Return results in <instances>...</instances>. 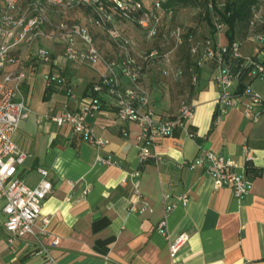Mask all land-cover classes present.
Instances as JSON below:
<instances>
[{"label": "crops", "instance_id": "1", "mask_svg": "<svg viewBox=\"0 0 264 264\" xmlns=\"http://www.w3.org/2000/svg\"><path fill=\"white\" fill-rule=\"evenodd\" d=\"M88 17L85 9L67 13L52 9V26L43 30L53 33L54 26L62 21L80 24L92 34L106 61H122L121 49ZM115 26L138 38L132 28L137 25L118 21ZM210 37L215 43L227 44L226 31L213 34L211 30ZM243 39L241 53L247 58L254 54L255 45ZM139 42L132 49L134 53L139 51ZM40 48L48 49L58 59L64 51L57 39L40 38L25 53L27 79L23 90L32 113L21 123L15 142L29 155L19 167V177L36 187L42 178L38 169H46L53 191L43 204L42 218L33 235L17 239L13 245L5 229L4 201L0 200V264H45L46 257L37 254L41 247L48 248L58 264H264V112L251 120L242 107L215 123L220 100L215 82L220 70L215 63L200 65L198 81L192 85L185 75L192 72L188 60L186 77L179 87L194 105L195 117L186 123L187 130L160 139L149 149L158 158L142 162L137 140L141 131L135 123L117 119L115 101L107 92L99 95L101 112L88 120L95 135L109 141L101 149L74 134L69 126L46 122L45 116L50 113L77 111L90 97L91 86L107 74V68L104 64L96 68L75 64L53 67L37 61ZM22 54L18 50L12 55ZM14 69L16 66L9 65L6 70ZM155 72L147 67L141 80L149 91L161 86L156 84L159 78ZM51 73L62 76L68 85L46 100V76ZM116 73L124 88L132 85L120 68ZM40 77L44 85H36ZM250 80L253 88L264 95V82L254 76ZM235 85V92L240 93V82ZM35 92L36 96L40 94L38 99ZM179 101L178 97L174 102L168 98L153 105V109L165 117L178 116ZM188 131L196 138L191 139ZM201 149L232 161L238 174L248 176L247 162L261 169L260 176H248L253 182L250 195L239 200L232 189L216 187L206 169L193 171L189 163L198 159ZM99 156L115 164L103 165ZM138 171L139 176L132 175ZM136 185L141 194L139 201L134 198ZM185 195H189V202L178 204L168 215L165 196H172L170 203H175ZM143 207L147 210L142 213ZM44 218L50 220L46 227ZM165 218L170 240L157 233ZM186 233L190 241L172 259L170 243ZM55 239L60 241L58 246L53 245Z\"/></svg>", "mask_w": 264, "mask_h": 264}, {"label": "built area", "instance_id": "2", "mask_svg": "<svg viewBox=\"0 0 264 264\" xmlns=\"http://www.w3.org/2000/svg\"><path fill=\"white\" fill-rule=\"evenodd\" d=\"M147 5L143 0H1L0 8V200L4 201L3 213L6 216L5 229L9 234V243L13 245L17 239L33 235L36 223L42 218V208L45 200L53 191L52 182L49 180V171L39 168L38 172L42 178L36 187H30L18 175L19 167L24 165L29 155L23 151L14 141L23 121L27 120L32 111L27 102L23 86L27 79L24 67V56L40 38L57 39L64 45L61 57L55 58L46 48L38 49L37 61L50 64L55 67L61 64H75L96 68L104 64L107 74L90 90V97L81 107L71 112L67 109L58 115L51 113L45 116L46 122H53L59 127L69 126L74 134L81 135L93 147L101 149L109 144L108 140L97 137L88 123L90 117L101 112V100L99 95L107 92L115 101L116 115L120 122L135 123L140 134L137 137L142 162L158 158L150 153V148L155 146L160 139H168L176 134L187 130L186 123L195 117V108L190 101L182 103L180 113L177 116L165 117L153 109V100L149 90L142 84V66L133 55L132 49L137 43L133 37L126 36L115 25L118 16L126 19H135L139 27L148 34L149 38L158 35L159 27L162 26V15L166 12L163 8L165 0H151ZM206 2L207 0H200ZM208 7L212 13L213 26L218 34L227 29V23L213 11V2L208 0ZM226 0H220L217 5L224 8ZM264 0H259L252 6L253 16L251 26L261 27L260 31L254 32L249 39L256 43L255 51L264 46V20L261 10ZM56 9L61 13H67L76 9H85L89 12V21L99 29L108 33L113 43L123 52L122 61H106L97 47L92 34L88 29L77 23L62 21L54 26L53 33L44 32L45 26H52L49 12ZM186 31L181 28L175 32L177 42L182 43ZM190 45L191 55L198 56L197 63L202 65L208 60L216 59L220 74L216 76L220 100L217 105L216 122L219 123L225 115L232 110L244 107L248 119L257 120L264 112V95L256 91L253 86L248 87L241 93H236V78L229 69L221 68L223 60L222 52L228 50L226 44L217 45L212 38L196 41L194 36L186 39ZM23 51L19 57L12 54L15 51ZM241 44L236 41L231 46V54L234 58L242 57ZM152 52H146L144 60L149 63L153 60ZM264 55V53H262ZM168 67L164 70L165 76L179 78L182 70H173L170 66L171 60L166 59ZM9 65L16 69L7 71ZM120 68L122 74L131 82V86L124 88L116 73ZM193 72V84L198 81V74ZM252 76L264 82V64L257 63L250 73ZM49 75L46 76L47 86ZM125 133V132H124ZM191 139L196 136L188 131ZM250 156V151L247 150ZM201 154L189 167L193 171L199 168L206 169V174L215 181L216 187L220 189L230 188L237 198L241 200L250 195L253 182L244 174L237 173V166L216 152L200 150ZM99 162L103 165H114L111 159L99 156ZM139 176L140 172L132 174ZM126 182V180H124ZM136 201L141 199L139 188L136 185L134 191ZM172 196H165V209L170 215L177 205L185 206L189 195L178 197L175 203ZM133 210H136L133 207ZM146 207L140 209L145 212ZM45 227L50 220L44 218ZM169 224L166 218L160 222L157 233L170 240ZM190 236L186 233L170 243L172 259L177 257ZM59 239H55L53 245H59ZM38 255L46 257L45 264H58L46 247H41Z\"/></svg>", "mask_w": 264, "mask_h": 264}, {"label": "rangeland", "instance_id": "3", "mask_svg": "<svg viewBox=\"0 0 264 264\" xmlns=\"http://www.w3.org/2000/svg\"><path fill=\"white\" fill-rule=\"evenodd\" d=\"M143 1L146 3L148 2V5H150L151 3V1L148 0ZM204 12L205 9L203 5L192 7H178L177 9L174 8L172 10H166V12L162 15L163 22L162 26L159 27L158 35L152 38H149L148 34L139 26L132 27L138 34V38L135 35H131V32L129 30H127L128 32L122 31L128 37L134 36L133 39L136 42L140 41V47L138 48L139 51L134 53V51L132 50V53L137 58L139 65L142 66V79L147 67H149L150 72L153 69L157 70V73L155 72V74L159 78V82H157L156 84H161V86H159L157 90L153 88L152 90L148 91L155 107L157 103H162L164 100H168V98L171 99L172 102L176 100V97L179 98L180 103L188 101L186 93L180 91L181 88L179 87V85H181V79L186 76L187 80L189 81L188 83L193 85V72H186V76L184 75V72L187 70L186 68L188 60L190 59V63H194L195 60L198 61L199 57H193L191 55L190 45L187 41H185V36L183 37L182 43L177 42L178 40L176 38L175 32L179 28H181V30L189 29L196 34L198 40H204L205 38H207V36H210L212 26H210V22L205 19L206 13ZM261 16L264 20V4L261 10ZM105 33L107 32L105 31ZM223 37L225 38V36ZM253 44L256 46V43L253 42ZM146 52L148 53V55L152 52H155V55H153V61L150 62L152 63V65H149L150 60L148 62L144 60V55ZM167 58L171 60L170 66L173 70L183 71V74L178 79L172 76L164 75L163 72L168 67L166 61ZM43 81V78L40 77L36 85H44ZM38 95L37 97L35 92V98L37 97L38 99L40 97V94Z\"/></svg>", "mask_w": 264, "mask_h": 264}, {"label": "trees", "instance_id": "4", "mask_svg": "<svg viewBox=\"0 0 264 264\" xmlns=\"http://www.w3.org/2000/svg\"><path fill=\"white\" fill-rule=\"evenodd\" d=\"M220 0H212L213 2V11L212 12H216L218 15L221 16V18L227 23V29L226 31V36H227V48L228 50L226 52H222L223 54V60L225 62L222 63V67L221 68H225V69H229L234 77L236 78V82L239 81L240 82V93L245 91L248 87H251L252 81L250 80L248 82V80L251 78V72L252 70L255 68L257 63L260 64H264V55H262V53H264V46L263 47H259L260 51H255L253 55H251L250 57L244 56L242 54V57H236L234 58L231 54V46H233V44L238 41L240 42V44H242V40H244L243 38H245L246 40L249 39V36L257 31L261 30V27L256 26L255 28L252 27L251 24V18L253 16L252 13V6L256 3H259V0H226V4L225 7L222 9L218 7L217 2ZM208 0L206 2L200 1V0H165L163 3V8L166 10H172V9H177L178 7H192V6H199V5H203L206 15H205V19L208 20L210 22V26H212V32L213 34H216V29L213 26V18H212V13L210 12V8L208 7ZM119 21H125V22H131L134 25H138V21L135 19L132 20H126L123 19L121 17H117ZM185 38L187 39L188 36H194L196 41H201L197 39L196 34L193 31L185 30ZM207 38H212L210 36H207ZM207 38H205L204 40H207ZM203 40V41H204ZM213 40V38H212ZM186 41V40H185ZM214 41V40H213ZM188 42V41H187ZM217 45V43H216ZM242 51V50H241ZM262 55V56H260ZM211 61L213 63H215V65L217 67L218 63L216 59H211L208 60ZM206 61V62H208ZM205 62V63H206ZM53 66V65H52ZM189 68L194 70V72L199 71L198 67L200 66L197 61L195 60L194 63H190V59H189ZM55 67V66H53ZM98 83V82H97ZM95 83V84H97ZM93 84V85H95ZM48 85L46 88V93H45V99H49V97L54 94L57 93L59 90L65 89L64 85H68L64 79L62 78V76H57L54 75L53 73L49 74V81H48ZM93 85L91 86V88L93 87ZM217 116V115H216ZM216 116L214 118V122H216ZM247 168H248V176H255L258 177L261 174V169L256 168L253 164H251V162H247Z\"/></svg>", "mask_w": 264, "mask_h": 264}]
</instances>
